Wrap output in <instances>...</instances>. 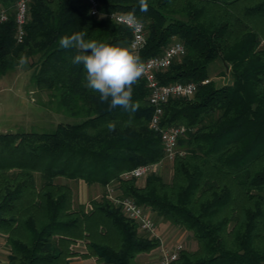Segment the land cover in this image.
I'll list each match as a JSON object with an SVG mask.
<instances>
[{
	"label": "trees",
	"instance_id": "obj_1",
	"mask_svg": "<svg viewBox=\"0 0 264 264\" xmlns=\"http://www.w3.org/2000/svg\"><path fill=\"white\" fill-rule=\"evenodd\" d=\"M17 1L0 0V10L11 8L0 23V77L30 70L31 82L71 121L51 132L0 133V237L8 264H75L76 258L139 264L138 256L161 241L141 234L110 199L109 187L192 235L197 249H183L174 264H264V0H147L146 12L138 0H97L105 14L135 11L146 29L144 57L175 42L186 48L157 73L163 85L197 84L192 97H173L163 106L160 127L186 129L170 181L158 174L125 177L164 157L161 135L150 126L154 107L146 80L133 85L135 113L109 110L86 87L83 65L72 63L78 51L58 44L84 31L86 40L130 46V29L93 16L82 0H29L18 42ZM215 60L230 68L231 84L202 83ZM112 121L117 127L109 132ZM59 178L107 190L88 209L75 205L73 187Z\"/></svg>",
	"mask_w": 264,
	"mask_h": 264
},
{
	"label": "built area",
	"instance_id": "obj_2",
	"mask_svg": "<svg viewBox=\"0 0 264 264\" xmlns=\"http://www.w3.org/2000/svg\"><path fill=\"white\" fill-rule=\"evenodd\" d=\"M90 6L91 14L95 17H105L121 24L132 33L130 45H135L141 59L145 62L146 72L141 77L146 80L150 91L149 100L154 107V114L151 120V128L158 131L162 138L164 147L163 159L155 164L141 165L125 174V177L146 178L151 174H157L166 164L172 162L180 153L179 139L185 135L186 129L183 126H172L167 129L160 127V121L163 114L164 104L173 97H192L197 91V84L194 82L188 83H173L163 85L157 78V73L167 69L176 60H180L186 54V48L181 42H175L170 45L161 55L144 57L143 51L147 44V35L145 24L140 31H134L120 20V16L124 12H111L108 14L102 13L97 0H82ZM11 9V8H10ZM10 9L3 8L0 10V23L7 22L10 16ZM29 0H18L14 6V16L16 22V39L22 42L25 36V26L28 21ZM211 79H206L202 83L207 84ZM108 196L110 199L121 208L123 213L130 219L134 220L140 227V230L147 237H159L157 234V224L155 214L145 207L138 205L133 199L117 195V191L113 187L108 188ZM162 239V238H161ZM161 241L158 247V264H174L180 257L181 251L184 249L179 243L169 246L166 242ZM94 264H97L94 261Z\"/></svg>",
	"mask_w": 264,
	"mask_h": 264
},
{
	"label": "rangeland",
	"instance_id": "obj_3",
	"mask_svg": "<svg viewBox=\"0 0 264 264\" xmlns=\"http://www.w3.org/2000/svg\"><path fill=\"white\" fill-rule=\"evenodd\" d=\"M208 74L218 86L232 83L230 68L221 60L211 63ZM54 101L48 92L39 90L31 82L30 70L18 68L0 77V133L51 132L60 122L71 121V118L56 110ZM171 164L172 162H166L162 171L158 172V175L163 176L167 181L172 178ZM57 182L67 183L73 187L76 206L85 205L88 207L91 200L101 199L107 190L99 184L88 185L83 180L72 181L59 178ZM155 221L158 229L157 234L169 246L179 243L184 249H197L196 241L186 230L157 216H155ZM140 232L144 234L142 231ZM157 249L145 253L149 254L145 257L151 264H158ZM8 254L9 249L5 245V237H0V264H8ZM74 261L75 264L84 263L80 258H76Z\"/></svg>",
	"mask_w": 264,
	"mask_h": 264
},
{
	"label": "clouds",
	"instance_id": "obj_4",
	"mask_svg": "<svg viewBox=\"0 0 264 264\" xmlns=\"http://www.w3.org/2000/svg\"><path fill=\"white\" fill-rule=\"evenodd\" d=\"M139 10H148L147 0H138ZM120 20L134 31H140L142 22L136 17L135 11L124 13ZM87 33L79 31L62 36L58 44L62 49H76L73 64H82L86 71V87L99 94L100 102H107L109 110L123 108L135 113L139 104L133 102V85L146 72L145 62L136 51L135 45L121 46L96 40H86ZM27 63L26 57H21L19 65ZM131 120L125 127L131 126ZM117 122L107 124L109 132L116 130Z\"/></svg>",
	"mask_w": 264,
	"mask_h": 264
},
{
	"label": "crops",
	"instance_id": "obj_5",
	"mask_svg": "<svg viewBox=\"0 0 264 264\" xmlns=\"http://www.w3.org/2000/svg\"><path fill=\"white\" fill-rule=\"evenodd\" d=\"M162 169H163V167L160 168L159 173L162 171ZM157 174H158V173H157ZM87 208H88V209H91L90 204L88 205ZM80 246H81V248H82L83 245L80 244ZM145 256H149V254H141V255L138 256L137 261H138L139 264H151L150 261H149V259H148L147 257H145ZM145 258H146V259H145ZM7 262H8V261H7ZM83 262L85 263V262H87V261H84V260H83Z\"/></svg>",
	"mask_w": 264,
	"mask_h": 264
}]
</instances>
